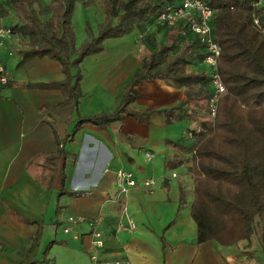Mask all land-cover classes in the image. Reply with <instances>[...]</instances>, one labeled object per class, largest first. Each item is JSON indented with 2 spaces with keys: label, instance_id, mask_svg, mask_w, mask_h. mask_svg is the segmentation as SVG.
<instances>
[{
  "label": "crops",
  "instance_id": "crops-1",
  "mask_svg": "<svg viewBox=\"0 0 264 264\" xmlns=\"http://www.w3.org/2000/svg\"><path fill=\"white\" fill-rule=\"evenodd\" d=\"M101 1L92 3L100 18ZM0 23L14 26L18 21L10 14ZM151 23L158 25L148 20L128 35L106 39L102 51L68 73L46 57L24 60V41L16 34L0 47V66L14 84L0 85V264H91L94 228L104 237V260L264 264L258 235L230 247L196 242L190 217L191 140L185 135L191 122L184 88L163 80L143 82L129 109L133 114L149 111L147 116L75 128L81 118L112 110L150 47L160 45L155 35L161 26L153 32ZM58 149L65 154L46 188L36 181L32 165ZM118 170L132 172L138 182L154 181L150 192L139 186L121 200L136 225L133 232L116 228ZM69 217L84 220L65 233Z\"/></svg>",
  "mask_w": 264,
  "mask_h": 264
},
{
  "label": "trees",
  "instance_id": "trees-1",
  "mask_svg": "<svg viewBox=\"0 0 264 264\" xmlns=\"http://www.w3.org/2000/svg\"><path fill=\"white\" fill-rule=\"evenodd\" d=\"M202 1L212 10V33L220 48L217 71L225 92L218 100L215 117L187 137L191 140L188 172L193 181L190 217L196 227V242L214 241L230 247L258 235L264 248V108L255 106L264 97V5L260 6L259 0ZM92 3H0V19L12 14L18 21L10 27L13 35L24 41V60L46 57L58 62L65 73L85 57L102 51L106 39L128 35L148 20L167 29L164 42L150 47L149 56L140 61L112 110L81 118L76 130L85 123L105 127L125 117L147 116L149 111L133 114L129 109L138 100L136 89L143 82L163 80L184 88L187 100L189 91L198 87L208 100L212 92L208 75L204 68H197L203 49L182 24L169 28L156 21L165 4L175 5L177 0H105L104 23L98 35L88 33L76 49L71 25L74 8ZM2 85L14 84L6 80ZM64 154L58 149L56 155L37 159L40 162L32 166L38 183L50 188L57 160Z\"/></svg>",
  "mask_w": 264,
  "mask_h": 264
},
{
  "label": "built area",
  "instance_id": "built-area-1",
  "mask_svg": "<svg viewBox=\"0 0 264 264\" xmlns=\"http://www.w3.org/2000/svg\"><path fill=\"white\" fill-rule=\"evenodd\" d=\"M6 0H0V3ZM177 4L167 3L163 10L156 16V21L166 27H174L182 24L196 39L198 45L203 49L204 55L199 63L206 71L208 79L211 84V95L206 102L207 116L212 120L216 115L217 103L219 98L224 94L225 89L219 78L217 71V60L220 54V48L214 40L211 28V8L202 0H177ZM13 36L10 26H5L0 23V47L3 46L6 40ZM3 68L0 66V82L4 84L6 77ZM3 75V76H2ZM194 123L191 124L190 129L185 132V135L191 137L192 130H197ZM147 160L151 159L150 154H145ZM174 177V175H173ZM116 193L114 202L118 204L120 209L119 218L117 221V230L133 232L136 225L129 215L127 208L122 203L129 190L141 186L146 192H150L154 186L152 179H144L138 182L133 173L125 170H118L115 173ZM81 217H69L67 222L69 227L64 229V232H69L72 226L82 222ZM92 252L90 254L91 264H129L125 261L104 260L101 258L100 250L104 247V237L102 232L97 229H92L90 232Z\"/></svg>",
  "mask_w": 264,
  "mask_h": 264
},
{
  "label": "rangeland",
  "instance_id": "rangeland-1",
  "mask_svg": "<svg viewBox=\"0 0 264 264\" xmlns=\"http://www.w3.org/2000/svg\"><path fill=\"white\" fill-rule=\"evenodd\" d=\"M41 1L42 3L47 4L46 0H41ZM100 4L104 7V9L106 8L105 0H102ZM94 9L96 8H93L92 4L88 7H83L81 4L80 5L77 4L74 8V11L71 17V25L73 27L74 34H75L76 49H78L81 46V44L86 40L88 33L96 37L99 33L100 26L104 23V14L102 18H100V16L98 15V13L96 14ZM151 24H152L151 25L152 27L150 28H152L151 30L154 32V28H157L158 25L153 24V23ZM159 28L161 29H158L157 32L155 31L157 33V35H155V38H158L157 42L161 44L164 42L167 29L162 28V27H159ZM3 45H5V43ZM0 85H2L1 82H0ZM189 98L190 99L187 100V103H186L188 104V112H189L188 116H189L190 122H193L195 126H197L196 128L199 129L201 127V124L209 123L211 121L208 118L207 111H206L207 98L202 93H199L198 87H194L192 90L189 91ZM255 106H260L264 108V97L260 98L255 103ZM190 126H191L190 123L187 124L186 130L190 129Z\"/></svg>",
  "mask_w": 264,
  "mask_h": 264
}]
</instances>
